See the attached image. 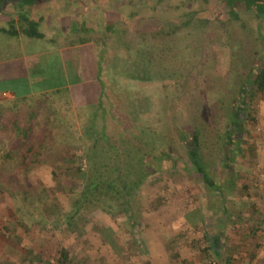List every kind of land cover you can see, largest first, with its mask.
Segmentation results:
<instances>
[{
  "label": "rangeland",
  "instance_id": "obj_1",
  "mask_svg": "<svg viewBox=\"0 0 264 264\" xmlns=\"http://www.w3.org/2000/svg\"><path fill=\"white\" fill-rule=\"evenodd\" d=\"M221 1L109 0L111 3L102 9L90 4L88 31L81 34L86 38L82 36L80 40L73 30L75 20L77 27L85 22V11L80 9L55 11L57 15L52 16L53 19L57 16L56 22L47 21L54 23L53 27L49 24L40 27L36 23L33 25L36 37L25 34L22 27L16 28L18 33L12 32L15 25L9 19L17 13L25 14L18 2L14 8L7 6L0 11V63H10L22 52L34 53L42 55L41 65L47 61L53 68L51 65L58 60V52L54 50L69 45L64 61L70 65L69 70L75 71L77 64L83 67L89 63L91 52L93 64L101 53L100 106L105 115H100L102 109L93 112L89 104L73 106L72 99L59 93H55L53 100L42 96L21 102L10 96L0 97V113L6 119L14 117L24 123L35 110V129L41 138L35 159L19 178H0V264H58L63 248L73 264H151L150 259L160 252L148 250V235L159 237L161 241L157 244L163 243L162 237L168 236L175 222L198 240L193 249H185L186 254L195 252V259H204L205 264H251L248 259L255 256L251 253L258 252L255 249L242 250V258L233 256L230 250L220 257L199 250L201 241L205 245V241H199L202 234L192 233L193 228L184 226L180 218L188 209L198 208L195 211L204 217V228L206 223L217 219L222 207H227L236 210V219L240 217L233 223L224 220L230 228L250 229L247 198L257 199L264 194V96L258 100L253 126L245 124L240 108L235 121L226 125L221 109L229 101L236 104L234 85L238 84L239 74L245 75L250 65L255 71L264 65V14L245 11L238 5L231 8ZM63 5L74 7L75 3L59 8ZM38 14L35 9L29 13L34 17ZM59 24L67 27V35L62 36L56 30ZM109 25L112 31L106 29ZM49 30L52 32L46 34ZM45 52L49 55H44ZM77 55L86 57L80 59ZM47 67L42 66L38 72L47 75L46 71H51ZM86 74L83 73V78L89 76ZM57 80L58 76L51 79ZM91 85L95 93L94 75ZM41 108L51 117L46 124L38 120L42 117ZM93 114L97 115L95 129L110 124L107 130L112 128L116 134L122 130L120 122L130 124L131 119L138 122L140 127L132 130L142 133L141 144L149 145L156 137L154 142L162 149L158 158L145 153L142 159L127 162L133 173L143 164L147 167V176L129 202L132 219L120 211L119 202L113 197L106 202L104 199L109 196L95 193L89 201H79L92 166L86 159L92 141L85 127ZM201 114L214 119L210 123L212 134L221 130L230 136L224 154L210 151L202 159L218 184L215 189L203 182L190 156L189 135L194 134L193 124ZM174 119L181 130H187V138L181 143L177 141ZM243 124L251 135L236 130L237 125ZM169 138L175 140L172 145ZM246 139L253 144L255 153L249 154L241 144ZM239 145L241 153L234 157ZM0 148H6V144L0 142ZM97 148L106 150L107 146L100 139ZM247 168V175L237 176ZM243 183L246 188L241 187ZM106 227L112 230L111 239L100 233ZM176 247L169 249L172 254ZM180 251L184 249H178L174 259L180 256ZM253 257L252 262L259 264V259Z\"/></svg>",
  "mask_w": 264,
  "mask_h": 264
},
{
  "label": "trees",
  "instance_id": "obj_2",
  "mask_svg": "<svg viewBox=\"0 0 264 264\" xmlns=\"http://www.w3.org/2000/svg\"><path fill=\"white\" fill-rule=\"evenodd\" d=\"M32 1L33 0H21V3H31ZM235 1L236 0H228V7H235L237 5ZM246 2H248L249 6H251L254 0H246ZM258 4L260 10L264 11L263 3L259 2ZM230 13L234 15L233 17H238L237 14H235L231 9ZM18 21L22 26H24V24H31L32 26L29 28L31 31L30 33L27 31L26 34L30 36L35 34L32 28L33 25H35V21H32L29 16H27V14L19 13ZM106 29L111 31L113 30L110 25L107 26ZM100 54L101 53L97 54V60L94 61V64L91 59L88 64H83L86 67L90 65V71L84 69L80 70L81 65L78 64L76 70L72 71L69 70L71 67H69L70 65H67L65 61H62V63L60 62L61 73L67 76V80L69 82L68 84L73 86L71 93L75 98L74 102L76 106L89 104L93 106V112H97V110L101 111L103 108L100 106L103 82L100 79L101 73L98 71L99 68H101L99 62L102 56H100ZM191 67H193V65ZM253 67V65H250L245 75L239 74L238 84L234 85L237 92L236 104L232 100L229 101V103L223 104L221 106V109L223 110L226 117V125H229L231 122L235 121L239 108L241 111L243 110L245 124L253 126L256 123V113L258 111L257 103L258 100L264 96V65L256 69V71ZM87 71H89V73ZM73 72L75 73L73 74ZM84 72L87 73L86 75H89L87 76L88 78L91 79L94 75L95 80H97V89L95 93H93L94 90L89 91L83 86H80L81 83L87 80V77L83 78ZM46 73L48 76H50V72L46 71ZM189 73L190 71H188L187 75H189ZM47 75L45 74L43 76L46 81H49L53 77L55 78V76H57L55 73L51 74L53 77H47ZM67 89L68 88H62V91L59 90L60 95L63 93L66 97H69L70 93L67 92ZM95 102L98 105L94 107V105H96L94 104ZM237 102L241 105H237ZM103 110L104 109H102V111ZM102 111L100 115L105 117L104 111ZM93 115L94 117L85 127V132L92 141L91 146H88L87 148L86 159L87 162H89V165L91 164L92 166L89 167V172L86 177L88 182L82 189L81 198L79 201H89L92 199L91 197L95 196V193L100 196H109L108 199L106 198L107 200L104 199L106 202H110L111 198L113 197V200H117L119 202L120 211H122L128 219H132L133 214L131 213L129 202L131 197L135 194V189L143 181L144 177L147 176V167L143 166V164L138 169L139 172L135 170V173H133L132 170L130 171L131 165L129 168L127 167L129 166L127 162L134 161L137 157L138 159L140 157L142 159V156H145V153L150 155L153 154L158 158V156L162 155V152L160 151L162 149L158 144H155L154 141L156 137L149 145L148 143L141 144L144 141L142 133H134L132 130L133 128L138 129L140 126L137 124L138 122H131L132 119L130 120V124H127L126 122L124 124V122H120L119 119V127H121L122 130L116 134V131H114L112 128L107 130V127L110 126V124H103L100 126V129H95L94 124L97 115ZM36 118L37 112L35 110L31 111L28 121L24 123H21L20 121L18 122V120L14 117H8L6 119L0 113V142L3 143V145L6 144V148H0L1 179L6 177L13 179L19 178L20 175L23 174L24 170L32 162V160L35 159L41 139L38 135V131L35 129ZM213 120L214 119L209 115L206 118L203 114H201L199 116V120L193 124L192 128L194 134L189 135V138L192 140L190 156L194 160L193 166L201 174L203 182L206 183L210 189H215L218 184L214 182L208 169L202 164V159L204 158L205 154L210 151H216L217 153L224 154L225 152L223 149L228 147L229 144L227 142L228 138L230 137L227 132L221 130H215V133L212 134L211 132L213 129H211L210 123ZM173 121L175 123L174 127L177 134V141H180L181 143V141H185V138H187L185 137L187 130H181L179 125H177L176 120L174 119ZM39 123L46 124L45 121H39ZM245 124L241 125V127L240 125H237L236 130L251 135L250 130H248V128L245 129ZM100 139L103 140L107 146L106 150L97 148V143ZM174 142V139L172 140V138H169V145H172ZM239 142L240 141H238V143ZM241 144L244 145V148L247 149L249 154L255 153L253 144L248 141V139L243 140ZM241 150L242 147L239 145V150L234 151V157L241 153ZM224 157H226V155H224ZM244 171V173H240L238 175L235 173V177L237 175L238 177L242 178L249 172L247 169H244ZM136 174H138L137 177ZM241 187L246 188L247 185L243 183ZM218 195H220L222 200H225V197L221 193L218 192ZM95 200L97 201L99 199ZM195 209L192 208L190 211L195 212ZM227 209V207H222L221 211L224 214H228L229 210ZM189 221L191 222L192 219L189 218ZM100 233H102L104 237L111 239L112 230L110 228H102ZM57 261L58 264H73L69 257L68 251L64 248L61 249Z\"/></svg>",
  "mask_w": 264,
  "mask_h": 264
},
{
  "label": "crops",
  "instance_id": "obj_3",
  "mask_svg": "<svg viewBox=\"0 0 264 264\" xmlns=\"http://www.w3.org/2000/svg\"><path fill=\"white\" fill-rule=\"evenodd\" d=\"M63 4H68V2L67 3L63 2ZM59 6H60L59 4H56L55 7H50L48 11H42L40 15L38 14L35 17L34 15H29L26 11H25V14H27V16H29V18L32 21H35L34 22L35 24L37 22V25L40 27H46L48 26V24L49 26L53 27L55 26V24L51 22L48 23L47 21H51V20L55 21L57 16H55V19H53V16H52V15H57V12L55 11H58V12L61 10L64 11V9H66L67 11H72V10L75 11L76 9H79L76 5L74 7L70 5L66 7L65 5H63V8H59ZM53 11L55 13H53ZM15 15L16 16H13V17L10 16L11 18L9 19V21L15 25L12 28L13 30L12 32L18 33L19 31L17 30H19V28L22 27L23 32L25 34L27 31L30 33L31 30L29 28H31L32 25L27 24L26 25L27 28L23 27L21 23L18 21L19 13ZM63 16H60V18H62ZM77 22L78 21L76 20L74 21L73 30H75L74 33H77V35L75 34L77 40H80L82 36L85 37L84 35H81V34L82 33L85 34L86 31H88V29H86L87 25L84 24L86 23V20L82 26H78V27L75 24ZM34 27L35 26H33L32 28ZM56 30H59V32L63 33L62 36L67 35L66 33H68L67 27L66 26L64 27L63 24L56 25ZM51 32L52 31L49 30L48 32H46V34L51 33ZM30 37H36V34H33ZM49 38L50 40L52 39V37H49ZM88 42L90 43V40ZM67 48H69V45H63L54 50L55 52H58V60H57V63H53L51 65L53 66V68H51L48 65L47 61L44 64V66H48L47 68H51L50 76L51 74H54V73L55 75L58 76V80L55 82L51 80L46 81L45 78L43 77L45 74L43 72L42 73L38 72L39 69L43 66L41 65L42 55L40 54H34V53L24 54L22 52V54H19V56H17L15 60L11 61L10 63H7L8 61H2V63H0V97L3 96V93H6L7 96H10V98H14L18 101L22 100L21 102H23V100L25 99H30L32 97L40 98L42 96L49 98V100H53L54 98L53 96L55 95V93H59L57 91L59 90L62 91V88H68L67 92L70 93L68 98L72 99L73 101L72 105L76 106L74 102L75 98L74 96H72V93H71L73 86L68 84L69 82L67 80L68 79L67 76L61 73L60 71V62L61 63L62 61L64 62V55L66 53L65 50H67ZM54 51H50V53ZM44 55H49V54L45 52ZM77 56L80 59H82V57L83 58L86 57V55H77ZM92 57L93 56L91 52L90 59ZM80 68H81L80 70L82 69L89 70V71L91 70L90 65L88 67L83 65V67L81 66ZM80 86H83L85 89L89 91L93 89L91 85V79L88 77H87V80H85L83 83L80 84ZM82 106H86V105H82ZM39 112L41 113L40 115L42 116L41 118H38L39 121H45V122L51 121V117L48 111H45V109H42V110H39ZM247 197L248 196H246V198ZM247 202H248L247 203L248 213L246 214L248 215V218L251 223L250 229L246 228L245 230H243L242 228H239L241 229L239 230V229H234L233 227L230 228L228 223L224 222V220H227V219L230 220L231 222L232 221L234 222L240 218L239 217L238 219H236L237 216L235 213L236 211L235 209H233V211L232 210L230 211L229 209L228 214H224L222 211H220V214L217 216V219H214L209 224L206 223L204 228L202 227L203 222H204L202 218L204 217L200 216L201 214L200 212L199 213L196 211L191 212L188 209L187 211H185L184 213L180 215V218L184 226L188 225L190 227V230L193 228L192 233H194V231L198 233L199 231L200 233L199 235L202 234V239H199V241L201 240L205 241V245H203L201 241L199 245L201 248L199 247V250L203 249V251L212 253L218 257L225 256V254H227V251L230 250V252L233 253V256L239 255L242 258V255L244 254V253L241 254L242 250H244L245 252V250L255 249V251H258V252L251 253V254H254L255 256L253 257L252 255H250L251 258L248 259V262H250L251 264H255L256 262H252L251 260L253 257V258L259 259V264H264V194L258 195L257 199L249 196L247 198ZM249 210L251 212H249ZM256 212L259 213L257 214L258 216L254 215ZM215 215L217 214H213L214 217ZM189 218L192 219L193 222L192 221L190 222ZM257 219H258V222H257ZM197 224L198 225L201 224V225L199 227H196ZM252 224H256V225L253 226ZM261 224H263L262 227L260 226ZM187 232L188 230L183 231V227L182 228L181 226L179 227V222H175V223H172V229H170V231L167 232L168 236H165L166 238L164 236L162 237L163 243L157 244V242L161 241L159 237H157L158 238L157 239L155 236L154 237L151 236L153 234H149L146 240L148 250L154 249L160 252L156 258L150 259L151 264H205L204 259H201V261L195 259V257L193 256L195 252L188 253L190 251H187V254L185 253L186 251L185 249L187 250L193 249L194 247L193 245L196 243V241H198L197 239H194L195 238L194 235L190 236L191 232L190 233H187ZM172 247H176L174 254H172L169 250ZM254 247H257V248L259 247V249H256ZM178 249L180 250L184 249V252L180 251V256L174 259L173 256L178 255V253H176ZM209 253L207 254L209 255ZM253 261H256V260L253 259ZM233 264H237V263L234 262Z\"/></svg>",
  "mask_w": 264,
  "mask_h": 264
},
{
  "label": "flooded vegetation",
  "instance_id": "obj_4",
  "mask_svg": "<svg viewBox=\"0 0 264 264\" xmlns=\"http://www.w3.org/2000/svg\"><path fill=\"white\" fill-rule=\"evenodd\" d=\"M16 2L22 5L28 14L33 13L35 9L39 13V15L40 13H42V11H48L50 7H55L56 4L62 5L63 2L75 3V5L80 6L79 9L81 11L83 12L85 11V14L83 17H85V20H86V23L84 24L87 25L88 22H90V19H88L87 17L88 16L87 9L89 8L87 7V5L90 6L91 4L93 5V8L94 7L96 8L99 7L100 9H102L103 7L107 8L109 0H33L31 3H21V0H0V11H2V9L7 6L14 8L13 5ZM221 2H223L224 5L228 6V0H223ZM259 2H262L264 5V0H254L253 4L250 3L251 6H249V3L246 2V0H236L235 1V3L238 6H240V8L244 9L245 11L254 10L255 13L264 14V11L260 10L259 8V4H258Z\"/></svg>",
  "mask_w": 264,
  "mask_h": 264
},
{
  "label": "built area",
  "instance_id": "obj_5",
  "mask_svg": "<svg viewBox=\"0 0 264 264\" xmlns=\"http://www.w3.org/2000/svg\"><path fill=\"white\" fill-rule=\"evenodd\" d=\"M4 96H7L6 93H3Z\"/></svg>",
  "mask_w": 264,
  "mask_h": 264
}]
</instances>
